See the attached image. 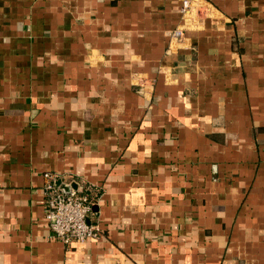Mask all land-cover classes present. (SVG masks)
I'll return each mask as SVG.
<instances>
[{
  "label": "crops",
  "instance_id": "1",
  "mask_svg": "<svg viewBox=\"0 0 264 264\" xmlns=\"http://www.w3.org/2000/svg\"><path fill=\"white\" fill-rule=\"evenodd\" d=\"M199 3L0 0V264H264V0ZM48 170L101 238L54 237Z\"/></svg>",
  "mask_w": 264,
  "mask_h": 264
},
{
  "label": "built area",
  "instance_id": "2",
  "mask_svg": "<svg viewBox=\"0 0 264 264\" xmlns=\"http://www.w3.org/2000/svg\"><path fill=\"white\" fill-rule=\"evenodd\" d=\"M200 0H181L180 13L189 18L187 14L197 10L200 18ZM184 35V28L177 27L171 32L172 38ZM45 216L49 221L54 237L65 244L74 241L85 242L102 237V228L98 222L91 219L94 213L97 196L92 194L90 186L79 183L72 188L69 194H64L59 179L66 181L63 175L48 170L44 173ZM70 182V181H66Z\"/></svg>",
  "mask_w": 264,
  "mask_h": 264
},
{
  "label": "water",
  "instance_id": "3",
  "mask_svg": "<svg viewBox=\"0 0 264 264\" xmlns=\"http://www.w3.org/2000/svg\"><path fill=\"white\" fill-rule=\"evenodd\" d=\"M187 16H189V14H187ZM58 182L61 185L64 194H69L72 188H77L79 186V183L77 181L68 183L66 181H63L62 179H59Z\"/></svg>",
  "mask_w": 264,
  "mask_h": 264
}]
</instances>
